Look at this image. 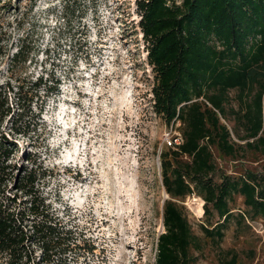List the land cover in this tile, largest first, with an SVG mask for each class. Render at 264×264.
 Instances as JSON below:
<instances>
[{
  "label": "rangeland",
  "instance_id": "374dc122",
  "mask_svg": "<svg viewBox=\"0 0 264 264\" xmlns=\"http://www.w3.org/2000/svg\"><path fill=\"white\" fill-rule=\"evenodd\" d=\"M138 20L135 0H0V83L20 85L34 108L43 106L34 136L15 137L10 163L31 166L24 156L32 154L38 196L73 232L66 264L155 262L167 198L159 153L178 123L167 125L153 111L154 72ZM56 80L58 92L43 99ZM221 121L232 140L245 142L232 119ZM214 156L229 173L264 169V154L242 151L233 160L214 150ZM179 204L203 240L193 264H226L229 250L237 264H264V219L239 227L231 218L215 246L200 229L202 198L192 194ZM230 206L234 214L245 211L239 196ZM217 220L214 212L210 221Z\"/></svg>",
  "mask_w": 264,
  "mask_h": 264
},
{
  "label": "trees",
  "instance_id": "16d2710c",
  "mask_svg": "<svg viewBox=\"0 0 264 264\" xmlns=\"http://www.w3.org/2000/svg\"><path fill=\"white\" fill-rule=\"evenodd\" d=\"M135 3L154 72L153 111L167 125L178 123V133L159 153L167 198L154 264H193L203 240L179 204L186 196L202 198L206 222L200 229L215 246L231 218L239 227L245 219H264V169L229 173L214 156V150L233 160L242 151L264 154V0ZM59 83L45 86L43 99L57 93ZM22 95L20 85L0 83V264H66L73 232L38 196L32 154L24 156L31 166L10 163L18 151L15 137H33L43 109L32 106V95ZM221 119L234 121L233 132L243 144L232 140ZM235 196L242 199V213L232 211ZM214 212L218 220L211 223ZM226 254V264H237L236 253Z\"/></svg>",
  "mask_w": 264,
  "mask_h": 264
},
{
  "label": "bare ground",
  "instance_id": "6f19581e",
  "mask_svg": "<svg viewBox=\"0 0 264 264\" xmlns=\"http://www.w3.org/2000/svg\"><path fill=\"white\" fill-rule=\"evenodd\" d=\"M112 160V159H111ZM112 164V163H111ZM108 167H109V165H108ZM114 170V169H113ZM115 172V171H114ZM113 172V173H114ZM117 172V171H116ZM113 175H115V174H113ZM127 183V182H126ZM131 182H129V184H130ZM130 187V186H129ZM130 189V188H129ZM130 194V193H129ZM129 194H128V192L125 194V195H127L128 197V201H129V198L130 197H132V196H129ZM130 201H131V199H130ZM128 203V202H127ZM132 204V203H131ZM130 205V204H129ZM121 208V207H120ZM121 210V209H120ZM125 210V209H124ZM199 212H202V207H199ZM125 213V212H124ZM123 214V213H122ZM119 215V214H118ZM121 215V214H120Z\"/></svg>",
  "mask_w": 264,
  "mask_h": 264
}]
</instances>
